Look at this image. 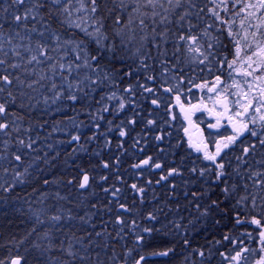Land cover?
I'll return each instance as SVG.
<instances>
[{"label":"snow or ice","instance_id":"snow-or-ice-1","mask_svg":"<svg viewBox=\"0 0 264 264\" xmlns=\"http://www.w3.org/2000/svg\"><path fill=\"white\" fill-rule=\"evenodd\" d=\"M0 15L3 16V22H0V95L6 94L5 99L0 101V173L4 177L11 173L12 177L11 182L0 180V190L12 192L17 185L28 183V178L32 176L30 169L34 165L26 164L23 150L36 151L33 148L36 140L28 136L27 141L17 137L15 143L12 142V134H18L21 130L18 121H22L23 117L11 112L10 107L17 105L18 101L19 107H25V99L27 106H35L33 101L36 98L26 90L36 92L37 86L41 89L48 87L51 96L44 95L43 103L48 107L57 105L55 112L65 110L64 105L57 102L66 100L75 106L82 101L91 105L94 100V110H87L86 114L96 131L88 140L96 141L99 135H103L104 147L108 148L112 141L107 139V134L115 132L120 138L117 147L123 155L126 151L124 140L138 124L142 123L144 130L159 128V134L155 136V141L159 143L171 137L172 133L161 127L156 118H149L154 111L159 116L158 110L163 109L169 113L171 120L176 119L173 107L167 105L169 96L175 99L184 119L190 122L181 101L182 85H191L187 88L189 92L193 87L202 91L206 89L207 93L212 94L207 99L212 102L213 109L218 110L216 124L209 127L216 128L221 119H226L236 134L225 137L224 141H217L214 152L208 151L202 139L193 141L188 136V148L201 154L208 164L188 169L192 178L183 181L187 189L184 196L190 198L188 203L196 209V216L187 224L175 223L174 227L178 233H184L183 244L187 247L190 244L187 237L189 226L195 229L198 224L203 226L209 221L214 226H220L226 218L237 227L255 225L259 229L258 249L249 248L242 239H235L231 229L225 230L219 239L213 238L209 244L216 248L227 264H248L249 254L255 255L257 252L259 256L255 264H264V0H204L203 7L197 0H10L7 7L0 8ZM6 24L9 27L6 28ZM68 31H71V35L64 34ZM90 44L95 45V52L89 48ZM229 44L232 46L230 52ZM214 65L217 72L227 71L228 83L218 74L211 81L207 77L200 83H194L193 77L185 80L184 66L190 67L193 72L212 75ZM157 66L160 68L159 75L156 74ZM44 81L48 84L45 85ZM104 87H108L109 91L95 99L93 93ZM140 100L150 105L146 109L148 117L142 115L144 105ZM36 103L40 101L36 100ZM190 107L195 109L199 106ZM129 109L132 115L125 120L123 114ZM78 115L68 116L66 120L79 130L84 125L83 122H76ZM107 115L119 118V122L107 119ZM62 122L57 121L52 131L56 132ZM105 122L107 131L102 132V123ZM164 124L171 127L168 120H164ZM257 124L259 129L255 127ZM24 131L29 133L31 128ZM184 132L188 135L187 128ZM245 132L256 139L242 148L241 155L235 157L237 165L229 171L230 160L225 159L229 153L224 149L234 145ZM137 137L133 148L141 140H147L146 134L141 136L138 133ZM81 139L79 132L71 135L68 142L79 145V148L72 149V154L88 152V148L80 143ZM10 145L16 147L17 151H10ZM174 147L180 148L181 144L178 142ZM138 150L143 152L145 149L141 147ZM159 151L163 153L165 149L160 148ZM93 154L100 156V151ZM256 156L260 158L256 159ZM34 159L39 160L40 157ZM45 163L48 161L45 160ZM119 164L120 158L117 156L111 162L101 160L99 166L111 169ZM242 165L248 167L242 170ZM131 167L137 170H162L155 183L169 181L173 195L178 185L169 178H182L185 174L182 166L164 170V165L152 155L133 163ZM78 169V175L66 183L82 191L91 188L95 177L86 167L78 166ZM137 175L143 173L138 172ZM116 179L125 183L119 176ZM107 180V175L100 176L101 182ZM50 183L48 179L43 180L44 185ZM146 183L151 185L153 181L149 179ZM129 187L143 204L147 188L137 183ZM103 191L112 198L108 201L109 205L116 201L118 213L133 211L120 202V187L113 184L111 188H103ZM55 196L58 201L67 199L59 192ZM46 199L47 193H41L37 201L41 206L35 208L31 206V201H24L30 205L27 212L31 215L32 225L18 244H25L35 234L30 248H25V251L35 249L38 264L45 258L47 264H75L77 259L93 264L89 254L94 243L92 233H88L87 237H75L73 233L74 241L69 239L66 244L60 240L57 244L53 231L58 230L57 225L77 218L81 224H90L91 216L95 213L76 217L71 209L67 210V214L57 209L53 214L43 206ZM3 200L4 197H0V201ZM0 207H4V204L0 203ZM91 207L95 209L99 205L94 203ZM246 209L249 211L245 212ZM15 210L24 215L20 208ZM105 210L112 211L111 208ZM146 219L154 221L157 217L149 213ZM113 222L120 226L116 237L125 228L131 231L139 227L135 219L129 224L120 215ZM92 226L95 227L94 224ZM152 231L151 228L143 229L149 234ZM104 235V232L95 233L97 237ZM241 235L252 237V232H241ZM107 236L114 238L110 232ZM143 240V236L137 235V244ZM221 245L231 247L226 252L220 250L218 246ZM171 251L173 249L154 255L168 256ZM194 251L201 264L212 257L211 248L207 256L202 249ZM56 252L62 256L49 255ZM129 257H132L131 249L125 252L124 264H127ZM24 260L23 256H15L7 264H22ZM143 260L144 256L133 258V264H141ZM0 264H5V261L0 260ZM94 264L105 262L97 254Z\"/></svg>","mask_w":264,"mask_h":264},{"label":"trees","instance_id":"trees-1","mask_svg":"<svg viewBox=\"0 0 264 264\" xmlns=\"http://www.w3.org/2000/svg\"><path fill=\"white\" fill-rule=\"evenodd\" d=\"M9 3H10V0H0V8L7 7ZM197 3L201 7L204 6V0H197ZM0 22H3L2 15H0ZM5 27L6 28L9 27V25L6 24ZM71 31H74V30H71ZM71 31H68L64 34L71 35ZM168 47H169V50L171 51V43H169ZM231 47L232 46L230 44L228 46L229 52L231 51ZM89 48L93 52H95L94 44H90ZM154 54H155V51L153 50V55ZM149 63H151V61H149ZM185 68L189 69V71H187L188 73L192 72L190 67L185 66ZM214 69L216 71V65H214ZM194 73L195 74L192 76L191 75L187 76L186 80L190 77H193L195 81L197 79L200 80V78L204 77V73L203 74H200L199 72H194ZM221 73L227 74V71H224ZM43 83L46 84L48 82L44 81ZM121 87H123V85H121ZM106 89H108V87H106ZM101 92H104V90H102L101 88L96 89V91L93 93V96L95 97V99H99L100 95L102 94ZM47 93H48V90H46V88H43L42 97L46 95ZM5 95H0V101L5 99ZM35 98L37 100H40L38 99L39 96L37 95L35 96ZM26 101L27 100L25 99V104H26L25 107L23 108L19 107L18 106L19 101H18L17 105L10 107V111L22 116L23 122H29L33 118L38 119V118H45V116H47L48 113L44 112L43 109L38 111L36 107L27 106ZM67 106L68 107L60 113V114L62 113H65V114L57 116L58 119H56L55 122L57 121L67 122L66 117L77 115V113H79V115L77 116V119H79L82 122L83 119L86 116H88L86 114L87 110H94L95 101L93 100L91 102V105L87 102L82 101L81 103H78L75 106H73L71 102H69ZM131 111L132 110L129 109L126 111V113L131 112ZM126 113L125 115H123V118L125 120L128 117V114ZM107 119H115V122L118 123L116 119H119V118H113L111 115H107ZM256 128L259 129V124L256 125ZM95 131H96L95 128L91 127V135ZM101 131L102 132L107 131L106 122L102 123ZM33 132L35 134H37L38 132L39 135L44 134L40 130H34ZM48 132L52 133V130L49 129ZM21 138L27 140V137L21 136ZM52 138H53V135H51V137L49 138V141H52ZM46 139L48 140L47 136H46ZM107 139H110L112 141L110 147L108 148L104 147L105 136L103 135H99V138L96 141H90V145H89L90 148L86 147L89 149L88 152L91 153L90 154L91 164L88 170L90 171L92 176L95 177L92 183L90 192H88L89 191L88 190V191L80 193L78 192L77 187L73 185H68L66 183L68 179H72L73 177H76L78 175V166L85 167L84 160L87 154V152L86 153L79 152L77 154H72V151L70 150V146L72 144L68 142L70 140L68 136L63 137L64 143H61V146H59V148H58V145L54 146V138H53L51 148L41 149V151L37 153L40 159L39 160L34 159V163H33L34 167L30 169V171L32 172V176L29 177L28 183L24 185H17V186H21V188H15L12 192H9V193L0 191V197H5L3 201H0V203L4 204V207H0V231H1L0 260L5 261V264H6L9 258L8 259H5V258L7 257L12 258L14 256L20 255V253H18L17 251L14 252V246H17V248L20 247L22 250H24L23 252L25 254H22V255L27 256L29 258L30 264H38L37 251L35 249L25 251V248H30L31 240L35 239V234H33V236L30 237L29 240L25 242L24 247H22L23 245L18 244L19 240L22 239L24 235L26 234V232L30 229L32 225V218L30 217V214L27 212L26 209L20 208L24 212V215H21L19 212L15 210L16 208H19V207L12 208V205H10V198L11 197L21 198V197L30 196L32 199H35L36 195H38L39 193L46 192L52 186L51 184L44 185L43 180L46 179L47 177H54V176L60 177L58 183L60 184L61 188L64 187L63 190L70 191L68 195L63 194V192L60 194V195H63L64 197H67V199L65 200L66 209H64L66 212L68 209H71L72 214L76 217L83 216L85 215V213H89L90 215L91 213H95V215L91 216L90 224H81L78 218L72 221L63 222L60 227H57L58 230L53 231V235L56 237L55 242L57 244L59 243L60 240H64L66 243L69 239L73 238V235H72L73 233H75V237H87L88 233H92L91 240L94 241V243L92 247L89 249V254L92 258L93 264H94V261L96 260L97 254H99V259L104 261L105 264H117V263L124 264L123 257L125 255V252L129 249L132 250V257L130 258H135V256H137V253L135 255V240L137 237V235L135 234V229L130 231L128 228H125L124 232L121 233L119 237H116V233L118 232L120 226L115 225L113 221L117 215H120L124 217L130 224L131 221L135 219V215L140 214L141 216H147L149 213H151L149 212L150 205H142L141 207L144 210L142 213L135 212V210L137 211V208H138L135 205V200H134L136 193L129 187V184L126 182V181L129 182V180L134 178L133 173L130 172V169H129V163L132 162L131 157L135 153L133 150L132 144H126L128 140L125 141L126 140L125 139L124 147L126 151H124L123 155H121V150L118 149L117 147L120 141V138L118 137V135L115 132H108ZM255 139L256 138L250 136V139L246 140L245 146H247L249 143L254 142ZM15 140L16 139L12 136V141L14 143H15ZM83 145L87 146L85 144ZM9 147H10V151L14 152L16 147H13L12 145H10ZM237 150H242V148L237 149ZM96 151H100V156H96L93 154ZM23 152H24V160L27 163L29 161L28 151L23 150ZM35 152H37V150ZM45 153H47V156H45ZM117 156H119L120 158V164L118 165V167L114 165L113 168L111 169H104L103 167L99 166L101 160L111 162ZM259 158H260L259 156H256V159H259ZM249 159L251 160V157H249ZM45 160H47L48 163H45ZM125 161H127V163ZM41 169L43 171H41ZM101 175H107L108 180L101 182L100 181ZM117 176L121 177L125 183H120L119 181H117L116 179ZM113 184H115L116 187H120L122 191L125 192V195L129 196L125 198L124 201H122V203H125L130 208H132L133 209L132 212L124 213L121 211L118 213L116 211L117 205H116L115 200H113L112 204L110 205L108 204V201L112 198L109 193H105L103 191V188L105 187L111 188ZM147 188L149 190L152 189V187H147ZM54 190L55 189H52V191ZM58 191L60 193V190ZM48 195L54 196L55 193H49ZM121 199H123V195L120 197V202H121ZM52 201L53 200H50V199L48 200V202H51V203ZM94 203L99 205V207L93 209L91 205ZM156 206H157V209H156ZM106 208H111L112 211L108 212L105 210ZM48 209L51 211V213H54V214L57 211L56 205H53V204L49 205ZM155 213L157 217L155 221L156 225L159 222L160 223L163 222L165 220V217L169 215L167 209L165 208V203L163 200H160L156 203ZM142 222L145 223L147 221L143 219ZM93 224L95 225V227L92 226ZM98 231L104 232L105 235L101 237L95 236V233ZM108 232L112 233L114 238H109L107 236ZM155 235H156L155 243L151 244V246L148 249H144L147 253H151L152 256L154 255V253L161 252L169 248V245L166 243V237L164 235V230L163 231L157 230ZM97 244H99L100 247H96ZM105 244H107V248H105ZM113 253H115V258H113ZM50 255H53L56 257L62 256V254L58 252L50 253ZM181 258H182L181 254L177 252L176 254L173 255L171 260L169 259L167 260L166 256H159L154 259L152 258L153 260H149L147 264H181L180 262ZM84 263L89 264V262H84ZM41 264H47L46 258L41 262Z\"/></svg>","mask_w":264,"mask_h":264},{"label":"flooded vegetation","instance_id":"flooded-vegetation-1","mask_svg":"<svg viewBox=\"0 0 264 264\" xmlns=\"http://www.w3.org/2000/svg\"><path fill=\"white\" fill-rule=\"evenodd\" d=\"M159 71L160 68L157 66L156 68L157 75H159ZM187 71H189V69L185 68V80L187 76L189 75L192 76L195 74L193 71L191 73H188ZM218 75H221V79L225 83H228L225 80V79H229L226 73L219 72ZM203 78L204 77L200 78V80L197 79L194 82L200 83L202 82ZM212 78L213 77H210L208 78V80H212ZM181 87L183 89V95L181 96V101L184 103V105L191 106L198 103L201 105L192 113V119L195 123V127L188 130V135H186L184 132L185 125L183 123L181 115L179 114V106L176 104L175 99L169 96L167 100V105L173 107V114H175L176 119L171 120L169 118V113L163 111V109L158 110L159 116H157L156 112L154 111L153 116L149 118H156L161 127H163L166 131L172 133L171 137H166L163 143H159L155 141V136L159 134V128L144 130L141 123L138 124L132 130L130 136L127 137L125 140V141L128 140L126 144H133L134 139L138 138L137 137L138 133L141 136L145 134L147 135L146 142L144 140H141V143L137 145V147L133 148L135 153L131 157L132 162L129 163V169L130 172L133 173L134 178L129 180V182L126 181L129 185L132 183H137L138 185L143 186L145 188L152 187L151 190L147 188L148 191H146L145 193V200L143 204L139 202L138 196L135 195L134 197L135 205L138 207L137 211L135 210V212L142 213L144 210L142 209L141 206L150 205L149 212L154 214L156 203L160 200H163L165 203V208L169 213V215L165 217V228L162 227L163 225L162 222L161 223L159 222L156 225L155 223L156 220L149 221L148 219H146L147 216H141L140 214L135 215V220L139 225V227L135 229V234L144 237L143 242H141L140 244H137L135 240V255L137 253L135 259H138L139 256H145L147 258L143 261L142 264H147L149 260H153L154 258L160 256V255L158 256L153 255L156 257L149 258L148 256H152L151 253H147L144 249H148L151 246V244L155 243L156 231L162 227L164 229V234L167 235L166 243L169 245V248H167L166 250L173 249V251H171L169 255L166 256L167 260L168 259L171 260L173 255L179 252L181 255H184L180 259L181 264H201V259L196 255L194 250L202 249L205 251V254L207 256L208 249L211 248L212 257L211 259L205 260L204 264H219V259L222 260V264H227V261L223 260V258L218 254L216 248L212 247V245L209 244V241H211L213 238L219 239L224 234L225 230L231 229L232 235L235 239L238 240L242 239L244 240V244L249 248L258 249L260 247L258 243L259 229H257L255 225L246 224L243 227H237L233 225L230 219L226 218L222 221L220 226H214L211 223V221L204 224L203 226H200L198 224L195 229L189 226L187 237L190 241V244L187 247L183 244L184 233L183 232L178 233V231L174 227L175 223H180L184 225L187 224L189 220L193 219L196 216V209L194 208V206L188 203L190 198L184 196V192L187 189L185 188L183 181H187L192 178L190 176V173L188 172V169L192 166L200 167L205 164H208L207 161H204L202 159L201 154L195 153L194 151L188 148L187 146L188 136L190 135L193 141H198L202 139L203 143L207 145L208 151L214 152L217 141H224L225 137L236 134L233 131L232 126L228 123L226 119H221L220 124L217 125L216 128L209 127V125L211 124H216L217 116L215 117L214 114H216L218 111L216 109H213L212 102L207 99L208 95H212V94L207 93V90L205 89L200 93H197L195 99L193 96L189 97L187 95L186 85H182ZM163 95L168 96V94H163ZM140 102L144 105L143 109H141L142 115L144 117H148V112L146 109L150 108V105L145 103L143 100H140ZM205 106H207L208 109L211 110L213 113L205 109ZM126 114H128V117L131 116L132 111ZM164 120H168V123L171 125V127L165 125ZM77 121L81 122L79 119H77ZM116 121L119 122V119H116ZM250 127L252 126L250 125ZM71 132L72 135L77 134L75 133V131H71ZM89 136H91V132H88L85 135L81 136L82 139L80 143L87 145L84 147L90 148L89 146L90 140H88ZM248 139H250V135L247 132H245L244 135L240 136L239 139H237L234 145H230L228 149H224V152L229 153V156L225 157L226 160H230L229 171H232V168H234L238 163L235 157L241 155L242 153V150H237V149L243 148L245 146L246 140ZM178 142L181 144V147L175 148L174 145L177 144ZM71 144H72L70 146L71 151L73 148H79V145L76 144L75 142H72ZM55 145H58L59 148L58 143ZM141 147L145 149L143 152L138 150ZM160 148H164L165 151L161 153L159 151ZM90 154H91L90 152H87L84 160V165L88 169L90 168V164H91ZM223 154L224 153H222V155ZM148 155H152L155 159H158L164 165V170L170 167L182 166V170L185 173L182 178L181 177L169 178V180L172 183L178 185V187L175 189L174 195L172 194L169 181H162L159 184L155 183L157 180H159V176L162 170L151 171L147 168L137 170L131 167L133 163L138 162L139 160L145 158ZM125 162L127 163V161ZM247 167L248 165H242L241 169L243 170L246 169ZM138 172H142L143 175L138 176L137 175ZM149 179L153 181L151 185L146 183V181ZM188 187L190 188L191 185H189ZM123 197H124L123 199H125L126 197L129 196L124 195ZM123 199H121V202L124 201ZM248 211L249 210L247 209L245 210V212ZM143 219H145L147 222L145 223L142 222ZM262 223H264V221H262ZM144 228H151L153 229V231L151 232V234H149L143 232ZM241 232H245V233L252 232V237H248L247 235L242 236ZM218 247L220 248L221 251L227 252V248L231 246L221 245ZM217 260L218 263H216Z\"/></svg>","mask_w":264,"mask_h":264},{"label":"rangeland","instance_id":"rangeland-1","mask_svg":"<svg viewBox=\"0 0 264 264\" xmlns=\"http://www.w3.org/2000/svg\"><path fill=\"white\" fill-rule=\"evenodd\" d=\"M262 31H264V29H262ZM34 39H38V37H34ZM31 67V66H30ZM197 72H199V71H197ZM224 72V71H223ZM200 74H203V73H201V72H199ZM217 74V72L215 71V69H214V73L212 74V75H209V74H207L206 72H204V78L205 77H207V79L208 78H210V77H213L212 78V80L214 79V75H216ZM257 75H259V73H257ZM227 76H228V73H227ZM237 79H241V77H237ZM211 81V80H210ZM194 82V81H193ZM227 82H229V80H227ZM195 83V82H194ZM48 83H46L45 85H47ZM188 87H191V85H186V88H188ZM44 88H46V90H48V87H44ZM42 90V91H41ZM102 90H104V92H101L102 94H104V93H107L108 91H109V88L108 89H106V87H104V88H102ZM26 91H28V93L29 94H31L32 96H39V98L38 99H40L39 101H40V103L39 104H37L36 103V100H34L33 101V104L35 105L34 107H36L37 108V110L38 111H40L41 109H43V111L44 112H47L48 114H47V116H45V118H43V119H46V120H48L49 121V127H48V129L47 130H40L41 132H46V131H48L49 129H53V127H55L56 126V119H58V117L57 116H60V115H64L65 113H62V114H60L61 112H55V108L57 107V105H51V107H48L47 105H45L44 103H43V97H42V94H43V88L41 89L39 86H37V91L36 92H31L30 90H26ZM202 90H200V89H197V88H192V91L191 92H189V91H187V95L190 97V96H193L195 99H196V94L197 93H200ZM46 95H48V96H51V92L48 90V93L46 94ZM190 100V99H189ZM27 102V101H26ZM58 104H63L64 105V108L66 109L68 106H67V104L69 103L68 101L66 102V100L65 101H62V102H57ZM47 108V111H45V109ZM33 111H34V109H33ZM40 117H41V115H40ZM9 119H11V117L9 118ZM77 123H80L79 121H76ZM18 124L20 125V128H21V130H20V132L17 134V133H13L12 134V136L15 138V139H17V137H19V138H21V136L22 137H27L28 138V136H31L33 139H35L36 140V143L33 145V148L34 149H36L37 150V152H35V151H29V150H27V149H24V150H26V151H28V157H29V161L26 163V164H28V163H30V164H33L34 163V158L35 157H39L38 156V152H40L41 151V144H39L38 142H39V140H40V136L41 135H38V134H35L33 131V129H31V132H29V133H25V131H24V129H27V128H29L26 124H25V126H24V122H23V120L22 121H18ZM89 128H90V126H89ZM84 130V128L82 127V128H80L79 130L77 129V128H75V127H73V125H72V123L71 122H62V123H60V125H59V129L56 131V132H53L52 131V133L51 132H47V138H48V140L46 139V143H45V146H44V149H49V145H51V147H52V142H53V138H54V145L55 144H57V143H64V141L63 140H60L59 139V136H62V137H65V136H68L69 137V139H70V137H71V134H72V132L71 131H75V133H81L82 131ZM51 135H53V138H52V141H49V138L51 137ZM3 139H8V137H3ZM27 141V140H26ZM13 142V141H12ZM13 144H14V142H13ZM14 151H17V148H15V150ZM81 153V152H80ZM131 154H132V152H131ZM20 170H22V167H21V169ZM244 170V169H243ZM238 178V177H237ZM2 179H7L9 182H11V179H12V177H11V173H9L8 175H7V177H4L3 176V174L2 173H0V180H2ZM239 179V178H238ZM28 180H29V178H28ZM59 184V183H58ZM5 186H7V185H5ZM153 186V185H152ZM16 188H21V186H16ZM52 189H55L54 191H52ZM64 189V187L63 188H61L60 187V184H59V186L57 187H54L53 188V186H51L50 187V189L48 190V191H46V192H43V193H47V199L49 200H53L52 201V203L51 202H46V200L44 201V204H43V206L44 207H46V208H48V206L49 205H51V204H53V205H56V207H57V209H60V210H62V212L64 213V214H67V212L64 210V209H66V206H65V200H57L56 199V196L54 195H48L49 193H57V191L58 190H60V194L62 193V190ZM0 191H2V190H0ZM59 192V191H58ZM88 192H90V190L88 191ZM120 194H122L123 196L125 195V192H121ZM41 195V193H39L38 195H36L35 196V199H32L30 196H27V197H21V198H13V197H11V195H10V205H12V208H14V207H19V208H24V209H28V207L30 206L28 203H24V201L25 200H27V201H31L32 203H31V206L32 207H40L41 205L37 202L38 201V198H39V196ZM61 196H63V195H61ZM7 197V196H6ZM5 198V197H4ZM69 198V197H68ZM124 198V197H123ZM127 198V197H126ZM60 202H61V204H60ZM62 205V206H61ZM156 209H157V206H156ZM156 213H157V211H156ZM156 213H155V215H156ZM54 214V213H53ZM251 214H253V213H251ZM254 214H256V213H254ZM30 217H31V215H30ZM162 227L163 228H165V220L162 222ZM61 225H57V227H60ZM160 228L159 230H161V231H163L164 229L163 228ZM165 235V237H167V235L166 234H164ZM73 241L75 240V237H73V238H71ZM66 244H67V242H66ZM16 245H18V244H16ZM20 245V244H19ZM18 252V253H20V255H18V256H23L24 258H25V260H24V264H30V261H29V258L27 257V256H24V255H22V254H25L23 251L24 250H22L20 247H18L17 248V246H14V252ZM13 252V253H14ZM50 255V254H49ZM184 255H181V257H183ZM258 256H259V252H257L255 255H250L249 254V261H248V264H255V260L258 258ZM10 259V257H7V258H5V259ZM133 262V258H128V260H127V264H130V263H132ZM216 263H218V260H217V262ZM75 264H86V263H84V262H81V261H79L78 259L75 261ZM219 264H222V260L221 259H219Z\"/></svg>","mask_w":264,"mask_h":264},{"label":"bare ground","instance_id":"bare-ground-1","mask_svg":"<svg viewBox=\"0 0 264 264\" xmlns=\"http://www.w3.org/2000/svg\"><path fill=\"white\" fill-rule=\"evenodd\" d=\"M83 128H84V130L81 132V133H79L81 136H83V135H85L86 133H88V132H91V118L89 117V116H86L84 119H83ZM24 124H26L29 128H31V129H33V130H47L48 129V127H49V121L48 120H46V119H43V118H38V119H32L31 121H29V122H24ZM89 126H90V128H89ZM82 128V127H81ZM47 132L48 131H46V132H44V134H42L41 136H40V140H39V144H41V149H44V146H45V143H46V136H47ZM37 134L39 135V133L37 132ZM59 144V146H61V143L59 142L58 143ZM89 150V149H88ZM46 179H48L49 181H51L52 183H50L52 186H54V187H58L59 186V184H58V182H59V179H60V177L59 176H54V177H47ZM48 191V190H47ZM62 192H63V194H69L70 193V191H68V190H62ZM46 202H48V199H46ZM0 236H1V231H0ZM1 238V237H0ZM34 240V239H33ZM33 240H31V242L33 241ZM25 245L23 244V246L22 247H24ZM15 257V256H14ZM11 259H9L8 261H10ZM7 261V262H8ZM7 262H6V264H7Z\"/></svg>","mask_w":264,"mask_h":264},{"label":"water","instance_id":"water-1","mask_svg":"<svg viewBox=\"0 0 264 264\" xmlns=\"http://www.w3.org/2000/svg\"><path fill=\"white\" fill-rule=\"evenodd\" d=\"M185 109L187 110V114H188V116L190 117V122H189V120H186V119H184V114L183 113H181V111H180V113H181V115H182V117H183V120H184V123L186 124V128L187 129H192L193 127H194V124H193V122H192V120H191V111H193V110H195V109H193V108H191V107H185ZM1 237V236H0ZM146 257L144 256V259H145Z\"/></svg>","mask_w":264,"mask_h":264}]
</instances>
